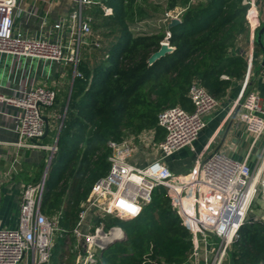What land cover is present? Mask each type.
I'll return each instance as SVG.
<instances>
[{"label":"trees","instance_id":"trees-1","mask_svg":"<svg viewBox=\"0 0 264 264\" xmlns=\"http://www.w3.org/2000/svg\"><path fill=\"white\" fill-rule=\"evenodd\" d=\"M112 8L105 15L94 4L93 26L110 38L102 47L82 50L72 95L59 134L57 150L46 177L41 211L49 218L59 215L60 231L54 237L52 264H75L71 252L72 231L82 203L95 182L109 172L110 140L155 129L154 142L165 137L158 125L159 112L180 105L193 110L188 93L198 80L222 99L235 80H242L248 57L236 51L238 38L249 31L245 0H164V11L184 7L181 22L155 32L133 29L136 21L156 6L150 0H98ZM170 32L174 48L153 64L148 58ZM99 33V32H98ZM257 50L262 51L256 42ZM86 49V48H84ZM92 56H91V55ZM92 59V60H90ZM94 59V60H93ZM66 101L61 114L64 116ZM51 123V122H50ZM61 124V123H60ZM60 125L49 135L55 138ZM46 160L38 177L41 180ZM126 238L111 243L97 264H182L192 250L191 232L171 204L167 187L154 188L152 200L133 219L110 218ZM232 264H264V221L249 220L239 230L231 252Z\"/></svg>","mask_w":264,"mask_h":264},{"label":"built area","instance_id":"built-area-1","mask_svg":"<svg viewBox=\"0 0 264 264\" xmlns=\"http://www.w3.org/2000/svg\"><path fill=\"white\" fill-rule=\"evenodd\" d=\"M50 3L52 0H41ZM76 8L61 17L54 28L60 32V40L33 37L16 26L19 0H0V54L9 55L17 64L27 59L54 60L71 64L75 77H82L78 70L84 48H101L102 36L94 30V16L86 8L100 4L105 15L112 8L98 0H74ZM248 5L247 25L253 39L260 28L256 0H245ZM36 8L33 13L37 14ZM181 14V13H180ZM172 10L164 13L163 22L178 17ZM43 19L42 25H45ZM163 42L168 41L170 32ZM253 58L248 60L252 67ZM264 74V67L262 69ZM246 91L232 105L238 108V121L257 141L264 134V101L255 89L245 82ZM193 110L180 105L169 106L158 114V125L165 130L164 139L154 142L156 157L142 164L133 159V138L110 140L109 172L99 178L87 199L82 203L79 218L73 228L71 252L75 264H97L101 250L112 240L122 238L124 229L119 225L107 226L106 217L121 220L138 217L151 202L155 187H167L171 204L191 232L192 250L182 264H224L230 257L239 230L246 222L257 198L264 202V159L256 170L247 160L234 159L215 151L199 158L194 168L186 174H176L165 159L177 151L189 147L207 126L205 116L222 106L221 99L213 95L200 81L195 80L188 93ZM58 91L53 87L37 84L28 77L20 80L11 94L0 92V113L18 125L17 147L50 150L57 145L46 146L27 140L39 139L46 131L43 108L53 106ZM147 132L143 131L138 136ZM19 163L15 156L13 167ZM46 178L27 183L24 187L20 223L17 228H0V264H52V249L56 232L60 231L59 215L49 218L41 211Z\"/></svg>","mask_w":264,"mask_h":264},{"label":"crops","instance_id":"crops-1","mask_svg":"<svg viewBox=\"0 0 264 264\" xmlns=\"http://www.w3.org/2000/svg\"><path fill=\"white\" fill-rule=\"evenodd\" d=\"M205 1L191 0L190 3L199 4ZM154 2H159V0ZM160 2L161 5L165 6L164 0H160ZM256 3L261 28L264 25V0H256ZM90 7L86 8V13L94 15L93 12L96 8ZM36 8L39 9V12L34 14L33 11ZM75 8L76 2L74 0H52L48 4L41 0H19V16L16 26L33 37L41 36L52 41H59L61 34L54 28V24L61 17L69 15ZM183 10L184 7L180 6L174 9L173 13L178 15ZM164 13L158 18L156 23L150 25L143 23L146 21L144 19L136 21L133 29L141 32H155L163 28L167 30L162 20ZM44 18L46 23L43 26ZM252 39L253 36L248 31L239 36L236 47V51L245 54L248 60L250 57L253 58L252 67L248 65L244 78L233 82L228 94L221 99L222 106L205 116L207 126L194 142V149L183 148L165 159L166 164L174 173L186 174L190 172L194 168L197 159L205 158L215 151L224 152L237 160H247L253 170H256L263 161L264 134L255 141V136L247 130L245 124L238 121L236 112L239 109L236 108L232 112V105L246 91V81L249 82L248 86L251 89L259 92L264 101L263 52L257 50L256 41L253 42ZM104 43L107 44V42ZM83 50L86 52L87 48ZM17 63L11 56L0 54V92L5 94L13 93L18 88L20 80L25 77L34 80L37 84L55 88L58 91L57 101L63 96L67 84L70 85L69 92L73 87L74 68L71 64L43 59H27L23 60L20 65ZM56 113L57 111L48 112L47 108H44V115L49 120L51 130L55 128L56 117H60ZM49 132L45 137L39 138L37 141H27L46 146L53 145L56 138L53 135H49ZM147 133H151L153 139L155 129L147 130ZM18 142L17 123L8 120L0 113V228H17L19 226L24 187L38 177L42 163L46 160L42 177L44 176L51 155L48 149L17 147L16 144ZM189 152H193V158L182 165L179 160L185 158V153ZM15 156L19 160L16 168L12 165ZM262 204L263 207L261 209L263 212L260 215H254V218H250V214L253 211L252 208L248 217L249 220L264 221V202Z\"/></svg>","mask_w":264,"mask_h":264},{"label":"rangeland","instance_id":"rangeland-1","mask_svg":"<svg viewBox=\"0 0 264 264\" xmlns=\"http://www.w3.org/2000/svg\"><path fill=\"white\" fill-rule=\"evenodd\" d=\"M159 2H160V0H159ZM159 2H155V4H156V6H154L155 8L149 7L147 9V14H149V15L145 16V18H143L144 20H146L143 23L150 25V24L156 23V21H158V18L161 17V15L163 14V11H164V7H163L164 5H161L160 3H162V2H160V3ZM90 8H96V7L91 6ZM86 12H87V10H86ZM150 16H153V17H150ZM94 30L97 33L99 32V35L103 37L104 41H106V42L110 41V38L106 37L102 30H100V29L97 30V28H94ZM90 60H92V59H90ZM69 89H70V85L67 84L66 89L63 92V96L59 99V101H56V103L53 106L47 107L48 112L57 111L56 115L61 117V114H63L62 111H63V106H64L65 101H66V105H67V100L69 97L68 93H70ZM65 109H66V107H65ZM43 111H44V108H43ZM60 117H56L55 128L58 127L61 123ZM127 137L133 138V144H134L133 146L135 147L133 159L135 161H137V163L140 162L142 164H145V163L149 162L151 159H154L156 157L158 147L152 141V134L151 133L148 134L147 132H144V134L141 136H138L136 134H129ZM185 154H186L185 158L179 160L182 165H184L185 163L190 161L191 158H193V152H189V153H185ZM262 202H263L262 198H257L256 202L252 206L253 211L250 214V218H254V215H260L263 212L261 209L263 207ZM109 219H110V217H106V219H105L107 221L108 227L111 226L110 225L111 220H109ZM57 234H58V232H56L55 237ZM224 264H231L230 263V257L226 259Z\"/></svg>","mask_w":264,"mask_h":264},{"label":"water","instance_id":"water-1","mask_svg":"<svg viewBox=\"0 0 264 264\" xmlns=\"http://www.w3.org/2000/svg\"><path fill=\"white\" fill-rule=\"evenodd\" d=\"M181 22V19L178 18V17H173L171 18L170 22L168 23V28H172L173 26L177 25L178 23ZM263 35H264V25L259 29V31L257 32L256 34V42L260 45L261 47V50L263 52V62H262V65L264 66V41H263ZM174 48L170 45V43H167V42H163L161 43V46L160 48L153 52L150 57L148 58V62L149 64H153L156 60H158L159 58H161L162 56H164L165 54L171 52ZM71 95H72V89L70 90V93H69V97H68V100H67V105H66V109H65V112H64V116H63V119H62V122L60 124V128H59V131H58V134H57V137H56V140H55V144L57 145L58 143V140H59V134H60V131L62 129V126H63V123H64V119H65V116H66V112H67V109H68V105H69V102H70V98H71ZM45 121H46V131H45V134L41 137H45L48 132H49V129H50V125H49V120L47 117H44ZM33 141H37L36 139H33ZM52 158H53V155L49 158V161H48V164H47V167H46V170H45V173H44V178L47 177V174H48V171H49V167H50V164H51V161H52ZM123 238H126V233L124 234V236L122 238H119V239H123ZM119 239H114L112 241H110L102 250H101V253L100 255L103 254L104 250L113 242H115L116 240H119Z\"/></svg>","mask_w":264,"mask_h":264}]
</instances>
